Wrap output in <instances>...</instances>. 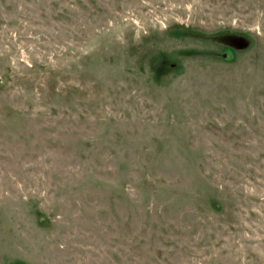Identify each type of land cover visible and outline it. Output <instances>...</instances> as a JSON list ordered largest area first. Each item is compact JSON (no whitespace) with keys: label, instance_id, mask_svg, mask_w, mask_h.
<instances>
[{"label":"rangeland","instance_id":"1","mask_svg":"<svg viewBox=\"0 0 264 264\" xmlns=\"http://www.w3.org/2000/svg\"><path fill=\"white\" fill-rule=\"evenodd\" d=\"M0 264H264V0H0Z\"/></svg>","mask_w":264,"mask_h":264}]
</instances>
